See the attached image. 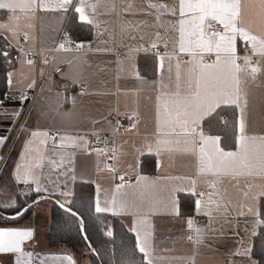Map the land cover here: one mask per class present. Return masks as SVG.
Here are the masks:
<instances>
[{
  "label": "crops",
  "instance_id": "obj_1",
  "mask_svg": "<svg viewBox=\"0 0 264 264\" xmlns=\"http://www.w3.org/2000/svg\"><path fill=\"white\" fill-rule=\"evenodd\" d=\"M45 3L53 7L41 9L37 0L34 11L17 9L13 14L0 9V23L16 28L15 36L7 29L0 30L4 47L14 55L15 62L7 74V98L0 100V138H6L0 144V203L15 201L17 205L18 198L40 195L32 211L17 222L0 225L32 231V237L21 243L23 252L33 254L31 258L23 257L25 264H69L65 257H71L73 264L82 262V258L64 249L48 246L45 236L50 221H46L43 234L38 235L36 212L40 203H45L49 210L55 202L69 203L77 183L92 184L95 208L97 202L101 208H107L108 211L100 213L118 218L134 234L136 245L137 232L141 241L148 234V258L152 264H258L253 257V244L262 225L260 203L264 196L259 193L264 192V172L257 167L251 175L245 170L238 176H200L198 145L193 152V146L184 143L183 134L169 135L157 130L158 122L163 128L166 119L164 105L171 102L165 94L176 91L178 75L185 92L192 67L185 62L193 57L179 51L178 21L182 18L179 0H151L157 5H167L168 9L175 8V15L164 8L149 7V0H86L85 14L94 23L82 22L80 14L77 15L80 23L91 28L88 38L73 35L65 28L69 11L78 6L79 0H73L67 12L54 7L57 0ZM258 4L259 0H245L244 5L243 26L253 34L261 31ZM12 15L19 20L10 21ZM191 15L183 17L186 42L195 39L189 35L195 30V25L187 22ZM63 34L73 37L72 52L59 51L58 41ZM243 42L237 37L236 56L241 53ZM154 48H159L162 54L154 55ZM37 49L54 52L52 61L28 64L29 54ZM120 51L124 55L118 58L116 54ZM250 52L253 54L251 47ZM203 54L216 56L215 52H202L193 63H200ZM255 59L260 61L256 67L261 69L255 79L250 74L251 65H244V57L236 61L245 69L240 73V107L224 104L221 107L235 106L238 118L243 108L249 133L264 135V59L258 56ZM30 91H36L37 97L28 109L20 95ZM114 114L127 117L124 129L118 128ZM204 121L200 129L212 135L205 130ZM33 132H47L48 136L34 138ZM93 133L115 138L116 152L93 153L90 148ZM160 139L180 143L158 145ZM29 141L30 152L25 151ZM224 150L236 151L237 146ZM144 159L147 171L142 168ZM17 165H23L20 172L27 183L17 180ZM119 173L133 179L132 187L116 189L120 184L116 180ZM190 178L197 181L196 193L205 191L203 197L188 190ZM214 179L223 181L217 185L220 195L215 194L217 188L206 182ZM173 189L184 190L173 192ZM141 192L148 195L141 197ZM209 193H213L211 201ZM182 194L194 198L191 215L181 214ZM113 197L118 203L126 201L128 207L114 206ZM197 199L202 200L199 213ZM174 201L179 215L174 211ZM189 218L193 220L191 228L187 224ZM197 229L202 231L198 233ZM198 237L200 243L196 242ZM140 254L147 264L144 254ZM18 256L0 253V264H16Z\"/></svg>",
  "mask_w": 264,
  "mask_h": 264
},
{
  "label": "snow or ice",
  "instance_id": "obj_2",
  "mask_svg": "<svg viewBox=\"0 0 264 264\" xmlns=\"http://www.w3.org/2000/svg\"><path fill=\"white\" fill-rule=\"evenodd\" d=\"M85 2L86 0H79L78 6L74 8V11L80 14V21L94 23V21L89 19L85 14ZM72 3L73 0H57L54 7L67 12ZM244 5L245 0H179V13L182 17L178 21V30L180 33L179 51L187 52L193 57L192 61L185 62L192 65V67L190 68V75L187 81V90L182 92L178 75L176 91L165 94L170 96L171 102L164 105L166 119L163 128H161L158 122L157 130L158 132L163 131L169 135L183 134L186 137L184 143L186 145L191 144L193 146V152L196 151L198 145V175L200 176L206 177L209 174L213 177L238 176L243 175L245 170H247L248 175H251L252 170L257 167L261 172H264V135L249 133L243 108H241V114L238 120L233 125V134L237 145L236 151H225L220 146L221 137L219 135H207L202 129H200L201 121L209 119L210 122V118H214L213 113H215L216 109L220 108L222 104L235 105L238 108L240 107V73L245 69L236 62L238 59L235 48L237 37L250 44L253 54L264 59V0H259L258 4L259 24L261 26L259 34H253V31L250 28L243 26ZM36 6L37 0H0V9H7L13 14L17 9L20 11H34ZM38 6L45 10L53 7L52 5L45 3V0H39ZM92 7L94 10L95 5ZM149 7L164 8L171 12L172 15L176 14L175 8L168 9L167 5H157L151 3V0H149ZM188 13H191L192 15L187 22L195 25V30L189 33V35L195 37V39H189L186 42L184 28L186 20L183 17ZM9 20L18 21L19 17L12 15L9 17ZM213 22L222 25L223 31L215 30V24ZM16 27L18 28L19 25ZM3 29L11 31L14 36L16 35V28H13L8 24L0 23V30ZM208 29L212 30L210 35L207 32ZM2 34L3 32H0V35ZM24 35H27V33H24ZM5 39L7 40L8 38L5 37ZM153 47H156V45L153 44ZM165 47H167V45H165ZM61 48H63V45H61ZM202 52H215L216 60L211 64L204 63L203 57L201 56L200 63H193L196 56ZM221 54H223V56ZM0 55L7 58L8 52L6 50H0ZM163 59L164 57L161 56L162 61ZM169 59H171V56H169ZM27 63L32 64L33 61L28 60ZM252 63L253 61L251 60V57H244V65ZM256 63L259 64L260 61L257 60ZM177 66H179V64ZM260 70L259 67L251 68L250 74L253 79H255L256 74ZM9 77H11V73H9ZM137 78H140L138 73ZM9 83H11V81H9ZM31 86L32 85H30V87ZM244 103L246 107V99ZM177 128L180 129V133H177ZM198 129L200 130L198 131ZM38 136L47 137L48 133H32V137L35 138ZM4 139L6 138H0V144L4 142ZM61 139L63 140L64 138ZM31 143L32 142L29 141L25 145V151L30 152L32 150L30 147ZM171 143L179 144L180 141L165 139L157 140L158 145H167ZM170 150L171 149H169V151ZM21 159L23 160V155L21 156ZM22 167L23 165H17L16 178L18 181L27 183L28 180L25 179L20 172ZM139 179L147 180V177H139ZM206 182L213 188H217V185L223 183L221 179H214ZM196 183L197 181L195 179H188V190L194 195L203 197L205 195L204 193L195 192ZM124 186V184H118L116 185V189L119 190ZM128 187H132V185H128ZM183 190L184 189H173L172 191L176 192ZM36 191H40V188L37 187ZM215 194L220 195L219 188H217ZM140 195L141 197H145L148 193L141 192ZM208 195L209 200L211 201L213 193H209ZM259 195L264 196V192L259 193ZM220 199L222 202V195ZM111 203L121 209H126L128 207L126 201L121 200L118 203L115 197H113ZM195 203L197 212L199 213L202 200L197 199ZM173 204L174 211L179 215L175 201ZM60 206L64 207V205ZM15 207V201L0 203V208L3 209ZM24 211H27V209H24ZM96 211H108V209L101 208L97 202ZM22 214L23 213H17L15 216L4 217V219L14 220L17 216ZM72 214L76 215V213ZM140 223H143V221H140ZM81 224H83V221H81ZM187 224L189 228H191L193 220L189 218ZM201 231V229H197L198 233ZM108 235H111V233L109 232ZM136 236V247L140 253L144 254L147 264H152V260L148 258V234L145 233L143 241L140 239L139 232L136 233ZM31 237V230L0 228V253H18L19 256L16 259V264H25L23 257L27 256L31 258L33 254L31 252H23L21 243ZM189 239H191V237H189ZM196 242H201L199 237ZM65 259L69 261V264H73L71 257H65Z\"/></svg>",
  "mask_w": 264,
  "mask_h": 264
},
{
  "label": "trees",
  "instance_id": "obj_3",
  "mask_svg": "<svg viewBox=\"0 0 264 264\" xmlns=\"http://www.w3.org/2000/svg\"><path fill=\"white\" fill-rule=\"evenodd\" d=\"M65 28L81 38H88L91 35V28L79 22L74 9L69 11ZM0 50H6L1 37ZM14 64V55L11 52L8 53L7 58L0 55V100L7 98V74ZM213 117L210 118V122L209 119L204 121V125L208 127L207 132L219 135L224 149L234 150L237 145L233 125L238 120L237 108L223 106L213 113ZM145 161L146 159L142 162V168L147 171ZM39 197V194H33L25 199L18 198L19 202L15 208H0V225L20 220L32 211V206ZM180 204L183 216L193 214L194 198L191 195L182 194ZM60 205L64 204L55 202L50 210V226L45 236L50 248L64 249L78 258H88L90 264H145L136 247L134 234L118 218L96 211L92 184L77 183L69 203L64 207ZM17 213L23 214L14 220L4 219ZM260 218L262 225L254 238L253 257L258 264H264V198L260 203ZM109 232L111 235H108Z\"/></svg>",
  "mask_w": 264,
  "mask_h": 264
},
{
  "label": "built area",
  "instance_id": "obj_4",
  "mask_svg": "<svg viewBox=\"0 0 264 264\" xmlns=\"http://www.w3.org/2000/svg\"><path fill=\"white\" fill-rule=\"evenodd\" d=\"M215 30L220 31L221 25L220 24L215 25ZM211 31H212L211 29L207 30L209 35L211 34ZM61 45H63V48H61ZM58 47H59V51L61 52H72L74 49L73 37L68 34H63L58 41ZM250 47H251L250 44L244 41L242 44V51L237 55V57L238 58L245 56L251 57L253 63L250 65L251 67H256L257 65L255 59L256 56L251 54ZM152 53L154 55H160L162 54V51L159 48H154L152 50ZM123 55L124 53L121 51L117 52L116 54L118 58H121ZM53 56H54V52H43L42 50L37 49L35 52L29 54L28 57L30 60L36 62V64L38 65L40 63H46V64L50 63L53 59ZM202 57L204 63L211 64L215 61L216 56L214 54H203ZM36 97H37L36 91H30L21 94L20 100L22 102H26L28 104V109H29L35 102ZM113 119L116 123H118V128L124 129L125 123L127 122V117L125 116L120 117L117 116V114H114ZM205 130L208 131V127H205ZM90 138H91L90 148L93 153L114 154L116 152L117 140L115 138L103 133H93L91 134ZM116 180L120 184H124V185H130L133 182V179L124 173L116 174ZM19 192L22 194L23 189L20 188ZM199 193L205 194V191L201 190ZM190 235L193 236L192 233H190Z\"/></svg>",
  "mask_w": 264,
  "mask_h": 264
},
{
  "label": "rangeland",
  "instance_id": "obj_5",
  "mask_svg": "<svg viewBox=\"0 0 264 264\" xmlns=\"http://www.w3.org/2000/svg\"><path fill=\"white\" fill-rule=\"evenodd\" d=\"M36 212L39 213V224L40 227H38V235H42V229L46 223V221H50V210L46 208L45 203H40V205H38L36 207ZM82 262L80 264H90L89 259L88 258H82L81 259Z\"/></svg>",
  "mask_w": 264,
  "mask_h": 264
},
{
  "label": "water",
  "instance_id": "obj_6",
  "mask_svg": "<svg viewBox=\"0 0 264 264\" xmlns=\"http://www.w3.org/2000/svg\"><path fill=\"white\" fill-rule=\"evenodd\" d=\"M27 209H29V207Z\"/></svg>",
  "mask_w": 264,
  "mask_h": 264
}]
</instances>
